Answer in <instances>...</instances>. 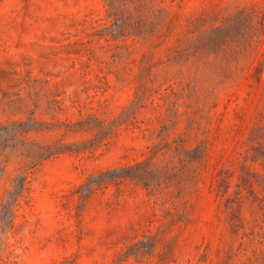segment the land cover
<instances>
[{
	"label": "rangeland",
	"instance_id": "obj_1",
	"mask_svg": "<svg viewBox=\"0 0 264 264\" xmlns=\"http://www.w3.org/2000/svg\"><path fill=\"white\" fill-rule=\"evenodd\" d=\"M152 2L0 0V264H264V0Z\"/></svg>",
	"mask_w": 264,
	"mask_h": 264
},
{
	"label": "trees",
	"instance_id": "obj_2",
	"mask_svg": "<svg viewBox=\"0 0 264 264\" xmlns=\"http://www.w3.org/2000/svg\"><path fill=\"white\" fill-rule=\"evenodd\" d=\"M109 6L110 10V16L115 17V20L120 24V27L124 30V32H127L128 30H136L141 27V25H144L145 17L144 12L145 11H151V9L154 8L153 2L154 0H132V2H135V5L132 10H129L128 3L131 2V0H106ZM165 7H161L158 12L159 15H164ZM249 14L246 15H250ZM243 14V13H241ZM253 15V14H252ZM136 19V26H132V21ZM212 42V45H214V41ZM223 42V41H222ZM222 44V43H221ZM216 47H218L216 45ZM204 49L202 46L201 50ZM28 131H30V127L27 126L26 123L21 122H14L11 125L0 127V134H5L6 136H13L18 138L19 136L23 137ZM54 153L49 151L47 148L44 153H39L37 155H34L33 158L36 161H40L43 159H47L50 156H52ZM139 165L135 167H131L129 169H119L112 172L107 173L106 175L110 180H114L117 178H127L130 175L128 174L130 171L136 169ZM25 189V178L20 179L17 184H15V187L13 189V192H11L9 196V200L4 206L3 209V217L7 218L10 217L12 205L16 202V197Z\"/></svg>",
	"mask_w": 264,
	"mask_h": 264
}]
</instances>
